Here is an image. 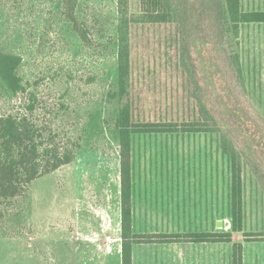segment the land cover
Masks as SVG:
<instances>
[{"label":"rangeland","instance_id":"obj_1","mask_svg":"<svg viewBox=\"0 0 264 264\" xmlns=\"http://www.w3.org/2000/svg\"><path fill=\"white\" fill-rule=\"evenodd\" d=\"M189 3L196 8L187 27L201 83L241 156L242 230L233 226V165L220 134L184 130L200 114L181 67L177 24H134L133 119L181 128L133 136V230L228 232L232 241L140 242L133 247V264H232L234 243L243 244L244 264H264V23L242 25L224 50L210 12L202 10L205 4ZM242 4L246 10L264 9V0ZM140 8L141 0H130L132 12ZM77 14L92 45L62 16L60 0H0V51L21 55L18 72L25 80L39 79L41 92L59 97L71 86L67 98L73 107L80 104L71 128L84 137L72 163L34 180L25 195L7 205L0 219V264L122 263L117 112L106 95L118 82L112 40L117 0H79ZM234 51L240 55L244 87L228 61ZM70 73L75 79L67 81ZM15 102L0 80V110Z\"/></svg>","mask_w":264,"mask_h":264},{"label":"trees","instance_id":"obj_2","mask_svg":"<svg viewBox=\"0 0 264 264\" xmlns=\"http://www.w3.org/2000/svg\"><path fill=\"white\" fill-rule=\"evenodd\" d=\"M62 16L72 25L86 45H92L87 27L77 14L79 0H60ZM203 12H210L212 26L219 37L217 44L225 50L228 37H238L241 26L264 23V9L246 10L242 0H202ZM118 27L112 40L117 43L118 82L107 90V100L116 103V128L119 135L120 181H121V264H133V247L140 242H230L228 232L137 234L133 230V149L135 134L178 132L181 126L173 122H141L132 116V67L131 28L139 23H176L181 34V67L187 74L197 100L200 120L184 126V130L217 132L221 136L224 151L232 160V221L234 230H242V177L241 156L235 140L223 129V120L208 96L209 90L201 83L197 64L191 53L189 41L190 15L196 8L189 0H141L138 12L130 10V0H117ZM214 32V31H213ZM23 57L0 51V80L11 92L12 108L0 110V219L7 205L23 196L36 179L72 163L84 145V137L71 126L72 116L79 111L67 98L68 86L59 97L55 93L39 91L41 82L25 80L18 72ZM232 70L244 87L243 70L237 51L228 56ZM70 81L75 76H66ZM83 108L80 109V111ZM228 124L227 122H225ZM225 126V125H224ZM187 128V129H186ZM251 166L259 174L252 159ZM264 183V178H263ZM232 264H244L243 244L234 243Z\"/></svg>","mask_w":264,"mask_h":264},{"label":"crops","instance_id":"obj_3","mask_svg":"<svg viewBox=\"0 0 264 264\" xmlns=\"http://www.w3.org/2000/svg\"><path fill=\"white\" fill-rule=\"evenodd\" d=\"M174 242H192V241H172V242H159V243H174ZM195 243H208V242H195Z\"/></svg>","mask_w":264,"mask_h":264}]
</instances>
